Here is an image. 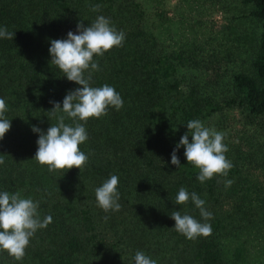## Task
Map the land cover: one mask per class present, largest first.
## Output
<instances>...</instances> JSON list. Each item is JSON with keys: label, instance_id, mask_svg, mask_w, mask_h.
I'll list each match as a JSON object with an SVG mask.
<instances>
[{"label": "trees", "instance_id": "trees-1", "mask_svg": "<svg viewBox=\"0 0 264 264\" xmlns=\"http://www.w3.org/2000/svg\"><path fill=\"white\" fill-rule=\"evenodd\" d=\"M239 2L259 25L245 41L250 72L230 69L233 59L215 46L167 44L164 30L179 19L170 0H0V26L15 32L13 40L0 38V98L11 121L0 139V193L19 192L39 202L41 220L52 217L30 237L22 260L0 250V264H135L137 251L156 264H264V0ZM101 15L125 40L93 57L100 70L91 86H112L123 107L80 122L88 135L79 145L88 156L82 170L50 172L34 158L39 133L32 126L46 133L63 114L54 115L51 102L62 106L70 90L82 87L51 65L50 40L66 39L79 21L87 27ZM195 119L225 127L233 165L227 176L201 183L183 146L180 167L171 163ZM111 175L119 179L121 208L105 212L95 190ZM181 187L205 201L211 219L191 199L174 203ZM173 211L210 224L211 235L187 239L175 230Z\"/></svg>", "mask_w": 264, "mask_h": 264}, {"label": "clouds", "instance_id": "clouds-1", "mask_svg": "<svg viewBox=\"0 0 264 264\" xmlns=\"http://www.w3.org/2000/svg\"><path fill=\"white\" fill-rule=\"evenodd\" d=\"M99 8L100 5H93L92 11H98ZM14 35L15 32L8 31L6 26H0V38L13 40ZM124 40L125 33L117 31L111 26L110 19L102 15L87 27L83 21H79L76 32L69 31L66 39L50 40L51 65L57 66L69 81L82 86L70 90L65 95L62 106L59 102H51L54 105L52 113L55 115L59 111L63 114L57 117V123L52 124L46 133L39 127L32 126V131L39 133L34 158L39 164L47 165L50 172L73 167L82 170L88 156L80 150L79 145L88 139V135L84 123L80 122L86 123L91 117L100 118L106 115L110 106L116 110L123 107L122 97L112 86L104 84L102 87H92L91 82L92 72L100 70L93 57L103 56L113 47H122ZM6 112L5 100L0 98V139L4 138L11 127ZM66 118H70L72 124H66ZM186 125L188 131L180 137L173 149L171 163L177 168L180 167L177 151L183 146L188 163L200 170L196 178L201 183L217 174L227 176L233 165L225 156L228 148L223 143L224 134L205 127L198 119L190 120ZM189 135L192 137L191 142ZM4 163V159L0 158V164ZM118 183V177L111 175L95 190L97 205L105 212H115L121 208L118 202ZM232 183V180L225 182L226 186ZM189 199L200 210L204 220L212 218L213 214L204 207L205 201L195 192L189 193L184 187L179 189L174 203L184 205ZM38 207V201L22 198L19 192L0 193V250L7 251L17 261L24 257L29 239L37 229L46 228L52 222L50 215L40 219ZM171 218L175 221V230L187 239L208 237L212 233L210 224H202L188 214L181 215L180 211H173ZM133 259L135 264H156L155 260L141 251H137Z\"/></svg>", "mask_w": 264, "mask_h": 264}, {"label": "rangeland", "instance_id": "rangeland-1", "mask_svg": "<svg viewBox=\"0 0 264 264\" xmlns=\"http://www.w3.org/2000/svg\"><path fill=\"white\" fill-rule=\"evenodd\" d=\"M170 2L173 9L179 12L177 16L179 19L164 30L167 44L177 50L188 49L191 46L192 48L205 46V50H208V47L215 46L221 54L233 59L229 62L230 69L250 72L249 47L245 41L249 42L254 33L259 31V25L245 17L246 6L241 5L239 0H170ZM203 124L209 129L226 133L225 127L217 120L216 123L211 121L208 124L204 121ZM236 127L240 128L238 125ZM233 129L234 135H237L235 133L249 135L247 131L235 132ZM261 129L264 131V126ZM251 263L258 264L256 261Z\"/></svg>", "mask_w": 264, "mask_h": 264}]
</instances>
